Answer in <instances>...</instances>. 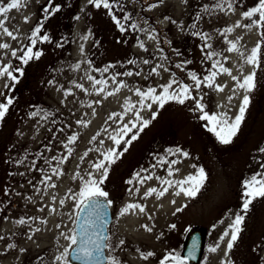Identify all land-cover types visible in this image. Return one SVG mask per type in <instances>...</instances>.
Masks as SVG:
<instances>
[{"label": "rangeland", "instance_id": "374dc122", "mask_svg": "<svg viewBox=\"0 0 264 264\" xmlns=\"http://www.w3.org/2000/svg\"><path fill=\"white\" fill-rule=\"evenodd\" d=\"M9 2L0 0L5 6ZM221 2L223 0H162V3L160 0H117L119 6L112 9L116 16L122 18L131 14L130 20H122L126 31H120L107 9L96 8L88 0H54L52 7L60 5L61 9L47 19H44L42 9L48 0H25L26 7L9 11L7 26L19 30L23 44L29 43L27 35L41 21L43 29L39 35L48 34L50 42L38 40L33 51L42 50L43 54L27 65L10 54L3 55L5 63L10 61L13 66L22 67L23 75L16 83L0 78V92L3 93L0 103L5 102L6 96L14 100L0 122V237H3L0 239V264H63L54 258L70 243L60 233L67 235L74 229L78 209L70 197L82 185L79 177H74L91 170V162L102 158L100 154L112 146L109 136L117 135L116 130L123 123L135 119L137 109L128 111L129 99L132 104L139 100L135 89L146 91L153 87L159 93L162 85L175 79L192 85V95L203 97L205 110L210 114L227 113L228 117L234 118L244 91L237 89L233 99L228 100L236 87L232 76L242 80L253 70L252 65L244 61L257 42H261V49L256 87L249 93L250 103L244 121L231 143H221L210 131V123L194 110L193 100H186L184 104L169 101L163 108L153 104L151 110L144 109L140 114L144 119H150L152 112H157L156 118L143 131L132 128L127 134L125 139H130L134 133L138 138L129 144L121 143L118 150L127 148V151L111 165L108 178L101 187L108 193L107 199L112 201L114 215L109 227L107 253L119 264H159L173 251L182 257L187 234L196 226L201 227L204 234L203 250L197 264H226L227 261L231 264H264V197L253 200L246 214L241 207L243 181L256 172H264L260 167L264 164V152L259 151L264 147L262 29L236 27L228 33L227 39L233 41L243 37L238 45L239 52H228L227 41L220 35L224 28L234 27L238 22L247 24L242 12L258 0H232L234 11L213 9L214 4ZM152 4L158 6L149 8ZM204 5L209 6V12L202 11ZM25 16L29 17L28 22H25ZM131 24H138L139 28L133 29ZM192 24L197 25L195 31L211 35L208 43L212 45L211 50L219 54L212 60L206 59L201 49L204 41L191 34L194 31L190 27ZM140 29H147V32ZM153 29L158 34L155 40L148 38ZM85 36L87 39H83ZM140 41L147 50L139 47ZM0 42L10 43L13 49L20 46L18 41L6 36L0 38ZM5 52L10 50H0V54ZM144 60L149 63L144 64ZM215 60L231 69V76L219 74L215 79L216 84L226 87L216 91L202 85L196 90L189 74L203 78ZM78 63L77 69L74 65ZM106 67L108 70L103 71ZM153 67L157 68L156 72L151 71ZM127 72L133 75H122ZM89 75L107 81V84L93 87V81L87 79ZM113 77L127 87L108 96L107 93L116 87ZM77 85H83V89ZM99 88L105 91L98 93ZM32 112L37 115H30ZM113 113L117 116H112ZM78 121H85L86 126ZM72 135L78 138L69 143L68 137ZM176 147L187 151L189 156L184 158L167 153L168 148ZM69 148L72 149L71 156H68ZM66 156V162L59 165L63 174L53 175L51 168L57 166V160L52 158L59 160ZM162 157L179 159L181 163L161 165ZM192 165L203 167L207 173V179L195 197L175 196L172 188L160 198L155 193L144 197L149 187L160 189L161 183L156 177L182 179L195 171ZM169 167L179 168V172L169 177ZM136 172L143 176L153 174V179L143 185L135 181L133 185L126 183ZM45 175L52 176L48 184L56 187L40 183ZM137 186L140 192L129 194L128 189ZM62 199L63 205L59 203ZM129 202L146 205L145 212L136 210L120 215ZM53 206L55 212L51 211ZM177 208L183 210L177 212ZM238 212L245 217L242 230L233 248L227 251L230 235L223 241L220 237L225 230L231 234L229 225ZM30 217L36 220H29ZM21 218L28 222L16 223ZM173 224L175 228L171 227ZM144 225L152 231H147ZM36 228L40 231H35ZM29 236L32 238L28 239ZM121 240L123 245L119 243ZM9 244L15 247L9 248ZM217 244V251L211 252L210 248ZM147 252L154 255L145 260L141 253Z\"/></svg>", "mask_w": 264, "mask_h": 264}, {"label": "snow or ice", "instance_id": "6c2138e0", "mask_svg": "<svg viewBox=\"0 0 264 264\" xmlns=\"http://www.w3.org/2000/svg\"><path fill=\"white\" fill-rule=\"evenodd\" d=\"M54 0H48L47 5L42 9L45 13L44 19L49 18L52 15H55L56 12H59L61 9L60 5H56L52 7ZM162 3V0H160ZM88 3L93 5L96 8L103 7L108 10V14L111 18L115 21V23L119 26L120 31H126L122 20L128 21L131 19V14H126L122 18H118L116 14L112 11L114 6H119L117 0H88ZM225 4L227 7L225 8ZM158 5L152 4L149 5V8L156 7ZM26 7L25 0H10V2L5 6L0 4V38L8 37L11 40H16L20 44L18 48L13 49L8 42H0V50H10V52H5L0 54V78H7L8 80L16 83L19 80V77L23 75V68L16 67L11 64L9 61L5 63L3 61V55L10 54L11 57L16 58L22 62V64L27 65L30 60L36 59L38 60L40 56L43 54L42 50L33 51V48L37 44L38 40L41 42H50V37L48 34H44L40 36V32L43 29V21L39 22L35 25L30 34L27 35V40L29 43L27 45L23 44L20 40L19 30L16 28L10 29L8 25V21L10 17L8 13L10 10L15 9L20 11L21 8ZM51 9V11H49ZM213 9H218L220 11H234L235 7L232 3V0H223L221 3H216L213 5ZM203 12L207 13L210 11L208 5H204ZM242 17L248 21L247 24L242 22H238L234 27H227L220 31V35L224 36L227 41V51L239 52V42L243 39V37H238L236 41L227 39V34L232 33L236 27H243L245 29L251 30L252 28L262 29L260 32L261 39L264 40V0H258V3L252 6L251 8L242 12ZM79 19V17H77ZM167 19V17H166ZM200 19V17H197ZM25 22H28L29 17H24ZM176 23L175 21H172ZM133 29L139 28L138 24H131ZM194 31H192V35L199 36L204 43L201 45L202 51H204V56L208 60H212L214 56L219 55L215 51H212V45L208 43L211 40V35L206 32L202 31H195L197 25L192 24L190 26ZM141 31L147 32V29H140ZM90 34V33H89ZM155 30L153 29L151 33L148 34V38L155 40L156 36ZM83 39H87V36L83 37ZM139 47L145 49V45L143 41L139 42ZM260 49H261V42H257V44L251 48L250 54L247 55L245 58V63L252 65L253 70L243 76L241 80L238 76H232L233 81L236 82V87L233 89V96H229L228 100L231 101L233 97L237 94V89H242L244 91V95L242 96L240 106L238 108V112L234 118L228 117L227 113H209L206 111V105L202 102V96H193V86L185 83H181L175 79H171L167 84L162 85L159 93L156 88L149 87L146 91H143L139 88L135 89V94L139 97V100L132 104L129 99V107L128 111L133 109H137L134 112L135 119L130 121L129 123H123L122 126L116 130L117 135H110L109 139L112 141V146L109 147L105 152H102L100 156L102 158H98L97 160L91 162V170L87 171L85 175H80L79 173L76 174V177L82 181V185L79 188L78 192H73L71 194V199L75 201V207L78 209L76 214L75 220V227L71 230L70 234H65L63 232L60 233L61 236H64L70 243L69 245L64 248V250L55 256L56 261H62L63 264H71L69 257L72 260L82 261L83 264H119V261L112 256H108L105 254V250L110 248L109 243L107 242L109 237L104 234L103 231V224L107 222V215L106 209L107 206L112 204L111 200H102L101 198H107L108 193L104 191L101 185L104 184L105 180L108 178L109 170L112 164L116 163L117 159L123 156L124 152L127 151V148H124L122 151L118 150L121 143L129 144L131 140H135L138 138V135L134 133L130 139H125L127 134L132 131V128H137V132L143 131L145 127H147L152 120H154L157 116V112H152L150 119H144L141 116V111L144 109L151 110L153 104H156L158 108H163L164 105L169 101H175L179 104H184L186 100H193L195 102V111L201 113L200 118L206 120L210 123V131L214 132L217 138L223 144H229L232 141V138L237 134L242 122L245 118V113L247 107L250 103V95L255 87V77L256 71L260 67ZM83 50V49H81ZM161 51H163L161 49ZM242 56L244 55L242 52L240 53ZM166 58V57H165ZM225 60L228 59L227 56L224 57ZM129 63H135V61H129ZM144 64H148V60L143 61ZM184 63H190V61H185ZM181 65H177L180 67ZM75 68H79V63L74 65ZM159 67H162L159 66ZM107 67L103 69V71H107ZM152 72H156L157 68L153 67L151 69ZM18 74V75H17ZM139 74V73H137ZM219 74H228L232 75L231 69L224 66V64L220 60H215L207 75L203 78L198 77L195 73H190L191 79L194 82V87L196 90H199L202 85H207L209 88H215L216 91H223L226 85H220L215 83V79ZM122 75L131 76L133 75L132 72L123 73ZM87 79L93 81V87L100 84H107V81L98 80L95 77L89 75ZM114 83H116V87L114 91H109L107 93L108 96L114 95L116 92L120 90L122 87H127V85L123 81L116 82L115 77H113ZM175 86V87H174ZM83 89V85H77ZM5 88H8V84H5ZM86 91V89H85ZM98 93H103L105 91L104 88L97 89ZM66 94H71L67 92ZM0 95H3L0 92ZM150 101V102H149ZM14 100L11 96L5 97V102L0 103V122L3 121L5 115L8 112L9 107L13 104ZM95 103H100V101H95ZM30 115L35 116L37 115L36 112L30 113ZM127 115V112H125ZM112 116H117V114L113 113ZM112 118V117H110ZM78 123L85 124V121H78ZM138 126V127H137ZM76 135H72L68 137L69 143H74L77 140ZM95 139V137H93ZM89 151H92L89 149ZM98 151V149H97ZM260 152H264V147L259 149ZM167 153L172 156H182L187 158L189 153L187 151L182 150L179 147L168 148ZM72 149H68V156H71ZM87 152L85 156H87ZM53 160H57V166L51 168V172L53 175L59 176L63 173L59 169V165L61 163L66 162L67 156L61 159H57V157H53ZM83 159V157L81 158ZM47 163L51 164V161H46ZM178 163H181L179 159L167 160L165 158H160V164H168L170 166H174ZM153 168L156 165L152 166ZM195 171L189 173L187 176L183 177L182 179L173 180V179H166L161 177H156L157 180H160L161 187L157 189L155 187H149L144 192V197L147 198L154 193L156 194L157 198L163 197L170 188L175 189L174 195L180 196L183 194L186 197L193 198L195 197L201 187L203 186L204 182L207 179V173L203 167H197L196 165L191 166ZM260 167L264 169V164H261ZM43 171V169H39ZM147 171V170H144ZM176 172H179V168L169 167L168 168V176L172 177ZM23 175V173H21ZM153 179V174H149L143 176L141 172H136L132 179L126 181L129 185H133L134 181L138 185H143L147 180ZM52 180V176L45 175L44 178L40 181L42 184H48L49 181ZM49 187H56L55 184H48ZM243 203H242V210L246 214L249 210L250 205L252 204L253 200L258 197H264V172H256L250 178L245 179L243 181ZM71 191V190H70ZM129 194L139 193L140 188L137 186L134 189H128ZM55 201V197L52 198ZM61 205L65 203L62 199L59 201ZM175 204V200L172 201ZM138 210L140 213H144L146 210V205H143L138 202H129L127 203L120 211V215L127 214L129 212H135ZM183 208H177L176 211L180 212ZM43 211V209H41ZM52 212H55V206L51 208ZM81 214H83L81 216ZM71 218V217H70ZM151 218V217H149ZM244 215L240 214L239 212L235 214L234 219L232 220L231 224L229 225V229L231 230V234L229 230H225L222 236L220 237L221 241L224 240L225 237H229L227 242V251H230L236 240L238 239L239 233L241 232L242 228L241 225L244 222ZM29 220H36L35 217L28 218ZM28 221L24 218L19 219L16 221L18 224H26ZM43 223H47V221H42ZM223 221H221L222 223ZM60 227V225H57ZM147 231L151 232L152 228L148 225H144ZM172 228L176 226L173 224L171 225ZM35 231H40L39 228H36ZM32 237L29 236L28 239ZM159 238V237H157ZM3 239V237H0ZM121 245L124 244V241L121 240L119 242ZM9 248L15 247V245L9 244ZM219 248V244L210 248L211 252H216ZM198 249V245L194 242L191 249L188 252L186 257H181L176 252H169L166 254L159 262V264H187V260L189 257H195L196 252ZM24 251V249H21ZM154 253L147 252L141 253V256L147 260L148 257L153 256ZM226 264H231V261H227Z\"/></svg>", "mask_w": 264, "mask_h": 264}, {"label": "water", "instance_id": "95a60500", "mask_svg": "<svg viewBox=\"0 0 264 264\" xmlns=\"http://www.w3.org/2000/svg\"><path fill=\"white\" fill-rule=\"evenodd\" d=\"M102 200H108L107 198H101ZM83 214H81L82 216ZM106 215H107V222L104 223L103 221H100V223L103 224V231L104 234L108 236V225L112 221V212L110 205L107 206L106 209ZM203 229L201 227H193L187 234V237L185 239L183 249H182V257H186L188 255L189 250L191 249L193 243L195 242L198 245V249L196 252L195 257H189L187 260V264H194L197 263L200 260L202 249H203ZM105 254L107 255V250H105ZM69 260L71 261V264H83L82 261H76L72 260L71 257H69Z\"/></svg>", "mask_w": 264, "mask_h": 264}]
</instances>
